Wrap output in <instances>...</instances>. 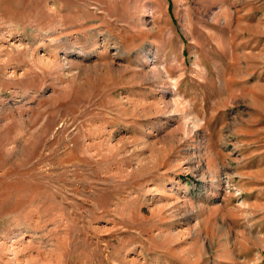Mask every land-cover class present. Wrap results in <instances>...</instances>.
I'll use <instances>...</instances> for the list:
<instances>
[{"label": "rangeland", "instance_id": "obj_1", "mask_svg": "<svg viewBox=\"0 0 264 264\" xmlns=\"http://www.w3.org/2000/svg\"><path fill=\"white\" fill-rule=\"evenodd\" d=\"M0 264H264V0H0Z\"/></svg>", "mask_w": 264, "mask_h": 264}]
</instances>
